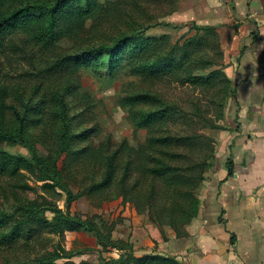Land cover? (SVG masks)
<instances>
[{
    "label": "trees",
    "instance_id": "16d2710c",
    "mask_svg": "<svg viewBox=\"0 0 264 264\" xmlns=\"http://www.w3.org/2000/svg\"><path fill=\"white\" fill-rule=\"evenodd\" d=\"M12 1L0 0V47L16 33H23L42 45L54 46L62 37L78 36L89 17L117 12L114 4L105 0H21L11 7ZM152 1L126 0V28L119 29L121 31L109 39L55 58L49 67L62 72L66 83L58 87L48 84L47 90L37 85L28 95H25L27 90L0 83V143L20 145L27 152L1 148L0 174L15 175L20 169H27L52 196L19 204L11 212L0 207V244L33 237L41 230L62 238L66 231L84 230L104 250L123 249L119 257L100 255L96 262H75L70 258L82 250L68 251L59 247L41 257L15 264H56L59 258L66 259L62 264H180L173 256L135 255L132 242L113 240V223L97 214L84 218L71 210L74 200L84 194L110 196L116 190L112 198L120 197L132 203L138 213H146L159 226L172 227L178 236L185 234L184 224L198 214L196 189L205 178L204 171L210 165L208 160L213 156L214 146L210 137L204 140L202 134L175 130L178 121L187 120V117L160 92L124 93L121 99L133 124L148 132L139 145L124 140L113 148L109 147L108 139L99 143L93 141L92 137L97 135L94 126H84L77 132L72 129L74 122L89 121L92 113L73 90L77 87L80 69L90 70L100 77L114 76L124 70L146 80H168L200 88L202 92L209 90V100L218 108L217 117L222 118V106L234 96L235 83L223 69V51L216 25L192 22L175 41L169 34L148 35L150 27L171 24L154 19L149 9ZM157 2L169 7L164 15L178 6V0ZM140 15L149 17L139 20ZM11 88L16 91L12 101L8 100ZM71 93L82 106L81 111L78 108L72 114L67 100ZM199 111L194 105L192 116L201 118ZM210 125L215 124L211 122ZM203 141L209 142L206 151L204 148L199 154L203 159L195 160L193 154L204 147H199ZM190 147L198 148L192 150ZM73 165L84 175H78L77 171L71 175ZM227 167L231 175L230 160ZM94 169L99 173L93 172ZM68 178L79 182L78 191L71 187ZM61 197L64 207L56 202ZM46 211L52 213L50 219ZM234 242L235 234L231 233L230 243Z\"/></svg>",
    "mask_w": 264,
    "mask_h": 264
},
{
    "label": "rangeland",
    "instance_id": "374dc122",
    "mask_svg": "<svg viewBox=\"0 0 264 264\" xmlns=\"http://www.w3.org/2000/svg\"><path fill=\"white\" fill-rule=\"evenodd\" d=\"M20 1H12L11 7L21 3ZM105 1H110V4H114L117 12L109 13L103 17H89L78 36L72 38L62 37L54 46H45L37 43L23 33H16L9 37L0 47V83L6 84L8 87H14L17 90H27L25 95L33 91L32 87L37 85H41L43 88L46 87L44 90L49 89L48 84L51 83L56 87L60 86L62 82H65V75L49 67V64L55 58L62 56L66 52H73L81 47L96 44L106 38L109 39L120 32L121 30L119 29L126 28V8L128 6L126 0ZM203 1L178 0L176 10L166 15H164L165 11L169 7L165 3H158L157 0L152 1L153 3L149 5V9L155 15L154 19L170 22L171 24L155 25L150 27L146 34L151 36L169 34L172 40L175 41L180 38L190 23L207 24L202 21L204 17ZM147 17L149 16L140 15L138 19L141 20ZM219 26L216 25L218 40L221 44L222 37L220 33L223 32L222 28H218ZM77 77V87L76 89L73 88V90L77 94L76 96L80 99L82 97L81 101H83L81 103L89 107L92 113L89 116V121L73 123L72 129L75 132L84 126H94L97 130V135L92 137L95 143L108 139L109 147L113 148L124 140H127L131 145H139L144 142L148 132L146 129L138 128L133 124L127 107L122 105L121 99L124 93H133L141 90L160 92L168 102L174 103L187 117V120L178 121V124L174 127L175 130L179 132L190 131L196 135L202 134L205 136L204 140L206 137H210L212 140L210 143L214 146V152L213 156L208 160L210 165L204 171L206 177V173L210 170L211 164L213 165L214 158L217 155L219 133L227 124L225 113L227 107L233 101V96L225 101L224 106H222L223 116L218 118V108L209 100L211 96L209 90L202 92L200 88L194 89L193 87L180 85L168 80H146L124 72V70L116 72L114 76L100 77L90 70L80 69L77 72ZM15 97L16 91L11 88L8 100H15ZM73 97L72 93L67 96L71 114L78 108V111L82 110L79 100H74ZM72 101L75 102L71 103ZM78 105L79 107H77ZM194 105L199 107L201 118L192 116ZM211 122L215 125L211 126ZM39 138L41 139V133ZM208 144V141L200 143L199 147L203 145L204 147L200 151L196 150L194 152L193 158L195 160L203 159V156L199 154H202L204 148L206 151ZM1 148L11 152L27 153L24 147L6 144L5 142L0 143ZM190 148L195 150L198 147ZM73 166L70 169L71 175L75 171L80 176L84 175L80 169H77L78 166ZM83 171L85 172L86 169L84 168ZM93 172L99 173L97 169H94ZM68 179L71 187L78 191L80 189L79 182H74L71 178ZM204 179L196 189L199 208L205 189ZM40 184L41 182L37 181L27 169H20L15 175L0 174V207L11 212L13 207L19 204L42 201L44 197H52L50 193L42 189ZM110 191L114 190L111 189ZM113 194H117V191L110 193V196L102 193L91 196L84 194L74 200L71 210L79 213L84 218L97 214L108 223H113V240L120 241L122 239L126 241L127 239L128 242H132L135 255L158 253L162 256H173L177 259V253L174 255L172 250L176 249L177 244H181L180 242L183 241L184 237L190 235L188 229L194 225L196 217L189 223L184 224L182 231L185 234L178 236L172 227L159 226L146 213H138L132 203H126L120 197L112 198ZM63 199L61 197L56 200L60 207H64ZM45 214L49 219L52 216V213L48 211ZM59 247H64L68 251L74 249L82 250V253L70 258L75 262L83 260L96 262L100 255L106 258L119 257L123 251V249H102L96 243L94 237L84 230L66 231L64 238L55 233L41 230L33 237H23L13 243L0 244V264H15L24 260L30 261L36 257H41L54 248L59 249ZM180 250V248H177L176 251L180 252ZM65 260V258H59L56 260V264H62ZM179 262L183 264L181 261Z\"/></svg>",
    "mask_w": 264,
    "mask_h": 264
},
{
    "label": "crops",
    "instance_id": "0c3cea01",
    "mask_svg": "<svg viewBox=\"0 0 264 264\" xmlns=\"http://www.w3.org/2000/svg\"><path fill=\"white\" fill-rule=\"evenodd\" d=\"M203 3L202 21L222 24L224 71L235 83L234 96L198 215L172 253L183 264H264V0Z\"/></svg>",
    "mask_w": 264,
    "mask_h": 264
}]
</instances>
